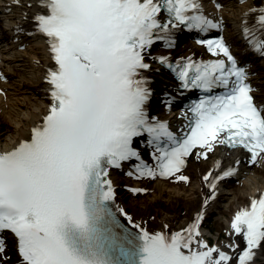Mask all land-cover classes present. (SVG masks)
<instances>
[{
    "label": "snow or ice",
    "instance_id": "obj_1",
    "mask_svg": "<svg viewBox=\"0 0 264 264\" xmlns=\"http://www.w3.org/2000/svg\"><path fill=\"white\" fill-rule=\"evenodd\" d=\"M24 11L50 54L49 104L0 152V264H264V191L237 206L222 238L204 232L219 182L241 163L213 158L264 160V90L250 81V60L264 59V4L241 13L239 52L201 0H28ZM185 31L201 58L174 55ZM192 89L199 98L174 130L155 102L171 112ZM210 159L182 224L149 226L116 203L120 172L191 183L188 168Z\"/></svg>",
    "mask_w": 264,
    "mask_h": 264
},
{
    "label": "bare ground",
    "instance_id": "obj_2",
    "mask_svg": "<svg viewBox=\"0 0 264 264\" xmlns=\"http://www.w3.org/2000/svg\"><path fill=\"white\" fill-rule=\"evenodd\" d=\"M14 0H0V20L8 22V26L0 25V44L7 45L11 49L26 48L22 52L15 53V59L9 62L13 68L6 66L8 62H0V120L7 122L8 137L2 140L0 133V152L10 150L21 138L26 137L30 128L46 111L49 99L45 92L46 82L44 80L45 69L50 65V54L46 46L45 38L39 35H30L32 32L29 20L25 18L24 6L28 0H19V6H15ZM212 1V0H211ZM222 5L231 6L228 8H217L216 3L210 0H202L204 8L216 19H221L223 29L230 42L239 50L242 44L237 42V29L241 33V13L246 11L238 0H217ZM255 4V0H251ZM252 4L251 7L255 5ZM10 6V10L5 11V6ZM35 9H30L34 11ZM232 12V13H231ZM17 25L23 30L17 31ZM236 34V35H237ZM185 43V42H184ZM195 53L202 56V48L197 46H179L174 55L181 56ZM8 57V56H5ZM252 68L256 74L250 76L251 83L257 89L264 90V59L252 58ZM28 74H32L31 76ZM166 83H171L165 78ZM159 95V93H158ZM174 130L184 122L181 115H174L168 119ZM1 132V129H0ZM224 157L225 163L229 164L239 157L241 163L237 167L240 171L234 178H226L219 182L217 197L209 214L217 209L222 217L227 218V222L218 220L219 230H224L238 205L249 201L253 196L264 190V160L250 163L242 152H232L231 156L226 151L217 154V157ZM213 160L206 163H196L191 165L187 173L191 177V183L177 182L171 179H156L152 181H137L133 177L126 175V172L118 173L114 178L118 187L121 180L126 179L131 187H147L148 191L144 196L126 203L121 199L116 187V203L125 206L127 211L133 214L137 221L141 219L147 221L149 226L160 221L184 223L192 208L200 201L202 186L200 184L199 173L210 167ZM243 177L247 179H242ZM240 179L243 181L241 182ZM230 194V195H228ZM136 195V193H135ZM187 207L184 216L179 214V209ZM131 207L132 211L128 210ZM143 209L142 214L140 210ZM126 220V219H125ZM159 230V229H157ZM206 237L209 239L207 233Z\"/></svg>",
    "mask_w": 264,
    "mask_h": 264
},
{
    "label": "rangeland",
    "instance_id": "obj_3",
    "mask_svg": "<svg viewBox=\"0 0 264 264\" xmlns=\"http://www.w3.org/2000/svg\"><path fill=\"white\" fill-rule=\"evenodd\" d=\"M2 24L4 26H8V22H6V21L3 22V21L0 20V25H2ZM22 51H24V49H22V48L20 50H18V52H22ZM6 66H9L10 68H13V66H11V63L6 64ZM28 75L31 76L32 74H28ZM156 101H158V100H156ZM156 106H157V104L154 105V108ZM157 107L159 109L160 106L158 105ZM7 125H8L7 122H3V121L0 120V129H1L0 133H1V136H2V140H5L8 137V135H7L8 134V126ZM196 163H199V162H196ZM236 176H237V174L235 175V177ZM234 179H236V178H234ZM238 179L239 178L237 176V180ZM242 179L245 180L247 178L243 177ZM242 179H240L241 182L243 181ZM126 185L129 186L128 185V181L126 179L121 180L119 185H118V189L123 191V193L120 196H121V199H123L124 202L129 203L130 201H132L134 199H137V198L141 199L144 196L143 193H136V195H135V193H132L129 190V187H126ZM228 195H230V194H228ZM128 210L132 211L131 207H128ZM140 212H143V209H141ZM186 212H187V207L186 206L182 207V209L181 208L179 209V214L181 216H184L186 214ZM142 214L148 215L147 213H144V212ZM218 220H223V221L227 222V218L226 217H222L219 214V211L217 209H214L209 214L208 220H207V222L205 224V227H204V232L207 233L210 236V238H212L213 240L217 239L219 236H220V238H222L224 236V234H225L223 230H219V227L217 225ZM209 228H212L213 232H210Z\"/></svg>",
    "mask_w": 264,
    "mask_h": 264
}]
</instances>
